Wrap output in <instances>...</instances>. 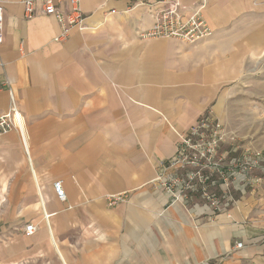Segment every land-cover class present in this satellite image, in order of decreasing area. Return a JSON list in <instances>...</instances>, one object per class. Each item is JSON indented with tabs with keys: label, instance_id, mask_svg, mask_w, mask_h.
<instances>
[{
	"label": "crops",
	"instance_id": "1",
	"mask_svg": "<svg viewBox=\"0 0 264 264\" xmlns=\"http://www.w3.org/2000/svg\"><path fill=\"white\" fill-rule=\"evenodd\" d=\"M3 1L0 116L13 96L26 141L0 133V264H264L263 193L214 213L201 188L175 203L160 178L264 53V3L181 0L214 31L187 44L142 37L167 0H81L88 29L63 40L55 17Z\"/></svg>",
	"mask_w": 264,
	"mask_h": 264
},
{
	"label": "built area",
	"instance_id": "2",
	"mask_svg": "<svg viewBox=\"0 0 264 264\" xmlns=\"http://www.w3.org/2000/svg\"><path fill=\"white\" fill-rule=\"evenodd\" d=\"M68 2L69 8L66 11L61 6V0H24L23 4L27 19L36 16L37 8H41L44 15L55 17L62 26V33L57 39L63 40L73 30L85 31L88 29L87 16L80 5L81 0H68ZM4 21L5 6L4 1L0 0V44L3 42ZM213 35L214 31L201 16L199 10L187 15L179 0H167L164 6L154 12V25L148 32L142 34V37L175 38L188 44H196L209 40ZM11 103V110L0 116V133L17 130L25 143L24 116L18 110L13 96ZM215 122L217 121H214L212 116H203L196 126L180 137L177 154L164 166L173 169L175 173L160 178L167 190L174 196L175 203H187L186 201H189L188 193H194L201 188L202 197L209 208L214 213H219L229 210L228 207L233 201L229 192L225 190L229 187L230 176L234 178L233 185H235L240 182L241 177L247 178V169L263 168L258 165V161H264V153L258 152L255 156H250L254 157L253 161L250 158L249 163L244 164V167L248 168L232 169V173H227L224 168V155L220 150L221 145L225 143L226 135L219 122ZM209 124H212L213 127L211 132L206 133ZM235 162L240 166V159H233V164ZM53 187L57 198L65 202L66 194L62 180L54 182ZM210 188L216 190L220 188L222 194L211 193V195ZM122 201H124L123 195L108 196L110 206ZM24 232L25 235L30 236L36 232V227L33 224H28L25 226ZM243 247V242H238L235 245V249Z\"/></svg>",
	"mask_w": 264,
	"mask_h": 264
},
{
	"label": "rangeland",
	"instance_id": "3",
	"mask_svg": "<svg viewBox=\"0 0 264 264\" xmlns=\"http://www.w3.org/2000/svg\"><path fill=\"white\" fill-rule=\"evenodd\" d=\"M255 3L260 5L264 0H255ZM243 72L236 82L228 86L217 111L209 109L203 114L212 116L214 121L219 122L226 135L225 143L221 145L220 150L224 155V168L227 173H232V169H245L247 166L244 167V164L249 163L250 158L252 161L254 159L250 156H255L258 152L264 153V53ZM215 123L213 124L216 126ZM212 127L213 125L209 124L206 133L211 132ZM233 159H240V166L236 162L233 164ZM258 165L263 168L247 169V178L241 177L237 184L240 186L239 189L234 187V178L230 176L229 187L225 190L229 192L233 201L228 209L232 207L234 200L238 201L249 193L264 194V161L259 160ZM220 190L209 189L210 194L215 195L217 193L221 195Z\"/></svg>",
	"mask_w": 264,
	"mask_h": 264
}]
</instances>
